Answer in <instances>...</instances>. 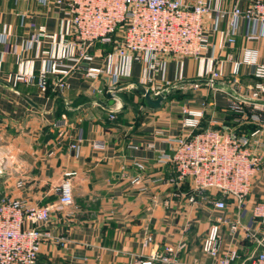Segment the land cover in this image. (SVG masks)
Listing matches in <instances>:
<instances>
[{
    "label": "crops",
    "instance_id": "0c3cea01",
    "mask_svg": "<svg viewBox=\"0 0 264 264\" xmlns=\"http://www.w3.org/2000/svg\"><path fill=\"white\" fill-rule=\"evenodd\" d=\"M250 1L211 2L230 9L235 3L245 7ZM62 16L52 0H0V191L9 198L51 206L49 219L41 228L52 237L40 246L38 264H139L163 244L175 248L177 264H215L202 251V241L214 223L219 225L222 249L237 250L238 258L231 264H246L257 252L256 242L247 233H261L251 206L264 201V157L245 207L238 211L228 199L221 210L210 203H191L187 184L182 188L185 194H176L174 187L163 184L169 167L156 163V149L166 146V138L189 132L182 125L184 106L202 108L203 125L251 130L243 113L229 109L228 102L246 96L254 79L249 68L241 65L239 82L234 83L231 69L243 47L256 48L264 62V29L252 22L240 23L234 42L227 43L229 16L214 30L211 12L204 18L208 45L201 58H170L163 70L150 73L152 81L147 80L142 63H133L128 76L114 78L105 73L93 82L75 70L66 77L63 91L55 87L53 78L45 90L22 82L13 84L9 76L20 61L27 69H38L48 54L62 50L59 37L54 43L40 37L33 47H26L39 26L57 32ZM4 27L10 28L8 39L1 34ZM251 33L259 37L247 39ZM11 44H16L15 52ZM109 50L100 44L93 47L95 63L100 64ZM210 59L221 72L213 80L217 84L199 81L194 85L190 81L209 80L205 70ZM133 81L154 88L153 97L164 92L160 106H148L143 95L132 88ZM119 85L123 86L115 90ZM58 122L63 124L56 126ZM79 132L82 142L74 150L70 144ZM95 141L102 142L103 148H95ZM135 162L144 164V191L121 176L122 168L135 174ZM68 171L75 172L71 177L73 201L61 205L55 187ZM238 216V229L231 234L229 225ZM148 234L152 239L144 246Z\"/></svg>",
    "mask_w": 264,
    "mask_h": 264
},
{
    "label": "built area",
    "instance_id": "2783aa9c",
    "mask_svg": "<svg viewBox=\"0 0 264 264\" xmlns=\"http://www.w3.org/2000/svg\"><path fill=\"white\" fill-rule=\"evenodd\" d=\"M211 1L52 0L63 14L58 31L49 33L45 27L39 26L26 41V47H33L40 37L53 43L59 37L62 50L48 54L38 69H27L20 61L19 68L9 78L13 84L22 82L41 90H45L49 79L53 78L55 87L63 91L67 86L66 77L75 70H80L86 79L93 82L105 73L112 74L114 78L128 76L133 63H142L148 72L147 80L152 81L150 73L163 70L170 58L178 61L187 57L201 58L208 45L204 18L211 12L214 30L225 15L229 16L227 43L234 42L240 23L252 22L264 29L263 0H251L245 7L235 3L230 9H221ZM1 34L8 39L10 28L4 27ZM258 37L256 33L246 35L250 40ZM99 44L110 47L100 64L95 63L96 56L92 52V48ZM10 47L12 52L16 51V44ZM44 53L47 55V51ZM214 62L210 59L205 70L210 81L221 76ZM241 65L249 68L254 83L247 87L246 96L231 99L228 108L243 113L244 121L252 125L251 130L215 128L210 123L199 128L203 109L184 106L182 125L189 132L166 138V146L156 149V163L169 167V173L162 178L163 184L174 187L176 194L184 193L182 188L187 184L191 189L187 199L191 203H210L222 210L229 199L241 211L264 157V62L259 60L256 48L243 47L241 58L232 63L234 83L239 82ZM62 124L58 122L56 126ZM81 142L79 132L70 147L78 150ZM93 146L101 149L104 145L95 141ZM135 166V174L129 175L122 168L121 176L139 191H144L147 189L142 172L144 164L135 162ZM74 174L65 172L63 180L55 187L61 205H69L73 201L71 177ZM20 184L18 181L17 185ZM50 211V205H34L19 198L1 196L0 264H38L40 246L52 237L49 231L41 228L48 221ZM251 214L261 227V233H247L256 242L257 252L246 264H264V201L254 202ZM238 226L239 216L230 223V233L235 234ZM218 233V223L210 225L202 241V251L212 257L215 264H231L238 258L237 250H223ZM151 239L148 234L143 245L147 246ZM177 263L176 250L170 244L156 247L139 261V264Z\"/></svg>",
    "mask_w": 264,
    "mask_h": 264
},
{
    "label": "water",
    "instance_id": "95a60500",
    "mask_svg": "<svg viewBox=\"0 0 264 264\" xmlns=\"http://www.w3.org/2000/svg\"><path fill=\"white\" fill-rule=\"evenodd\" d=\"M199 81H205V82H210V83L217 84L216 81H210V80H194V81H190V82L197 83ZM131 84H132V88L134 90L139 91L143 95V98H144L145 102L147 103V105L152 107V108H158L160 106V103L165 98V93L164 92H160L156 97H153L152 96V91L150 89L146 88L143 84H141L138 81H133ZM122 86L123 85L117 86L115 88V90L121 88Z\"/></svg>",
    "mask_w": 264,
    "mask_h": 264
},
{
    "label": "trees",
    "instance_id": "16d2710c",
    "mask_svg": "<svg viewBox=\"0 0 264 264\" xmlns=\"http://www.w3.org/2000/svg\"><path fill=\"white\" fill-rule=\"evenodd\" d=\"M49 82H50V79H49V81H48V84H49ZM49 86V85H48ZM206 125H203L202 123L200 124V127L199 128H204ZM1 196H2V192L0 191V198H1Z\"/></svg>",
    "mask_w": 264,
    "mask_h": 264
},
{
    "label": "rangeland",
    "instance_id": "374dc122",
    "mask_svg": "<svg viewBox=\"0 0 264 264\" xmlns=\"http://www.w3.org/2000/svg\"><path fill=\"white\" fill-rule=\"evenodd\" d=\"M192 89V88H191ZM193 89H195V87H193ZM181 91H184V92H186L187 90H185V89H180ZM187 93V92H186ZM178 94H179V92H178ZM182 103V102H181Z\"/></svg>",
    "mask_w": 264,
    "mask_h": 264
}]
</instances>
